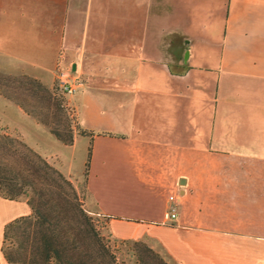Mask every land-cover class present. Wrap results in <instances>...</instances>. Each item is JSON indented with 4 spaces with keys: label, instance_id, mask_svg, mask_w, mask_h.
Masks as SVG:
<instances>
[{
    "label": "crops",
    "instance_id": "0c3cea01",
    "mask_svg": "<svg viewBox=\"0 0 264 264\" xmlns=\"http://www.w3.org/2000/svg\"><path fill=\"white\" fill-rule=\"evenodd\" d=\"M0 71L81 82L69 102L94 135L73 145L92 147L87 190L114 240L264 264V0H0ZM31 214L0 197V264L6 225Z\"/></svg>",
    "mask_w": 264,
    "mask_h": 264
},
{
    "label": "trees",
    "instance_id": "16d2710c",
    "mask_svg": "<svg viewBox=\"0 0 264 264\" xmlns=\"http://www.w3.org/2000/svg\"><path fill=\"white\" fill-rule=\"evenodd\" d=\"M0 95L19 106L62 144L93 133L74 123L66 99L29 75L0 72ZM92 147L81 191L21 138L0 129V197L26 199L32 214L6 225L2 252L8 264H124L85 205ZM138 264H169L143 242H134Z\"/></svg>",
    "mask_w": 264,
    "mask_h": 264
},
{
    "label": "rangeland",
    "instance_id": "374dc122",
    "mask_svg": "<svg viewBox=\"0 0 264 264\" xmlns=\"http://www.w3.org/2000/svg\"><path fill=\"white\" fill-rule=\"evenodd\" d=\"M2 74L12 77H19L21 74L6 73L0 71ZM58 92L66 99L68 107L71 111V118H73L74 123L77 121V112L70 105L69 97L61 91L59 87V82L56 78L55 84L53 86ZM1 98L13 103L17 107L19 106V99L9 100L0 95ZM0 98V129H4L6 132L14 137L21 138L29 147L34 149L37 153L55 164L56 168L62 170L65 173L72 171L73 176H81L85 170V164L87 161L86 149L81 146V143L77 145L66 146L60 143L45 127H39L38 123L34 118L24 119V117H19L15 112L6 111L4 107L5 101ZM19 100V101H18ZM22 109V108H21ZM23 110V109H22ZM26 114V113H25ZM27 115V114H26ZM30 117V116H29ZM37 123V124H36ZM82 142V141H80ZM84 179L81 180L75 186L81 191L84 190ZM86 208L90 211L91 215L95 218L98 226L100 227L104 236H106L110 241L112 247L116 250L120 262L124 264H138L137 257L135 256V246L134 242H119L114 240L108 228V220L105 218L97 209L95 203L91 199L89 194L85 196ZM21 211V210H20ZM16 213H21V212ZM169 264H171L167 259H165Z\"/></svg>",
    "mask_w": 264,
    "mask_h": 264
},
{
    "label": "built area",
    "instance_id": "2783aa9c",
    "mask_svg": "<svg viewBox=\"0 0 264 264\" xmlns=\"http://www.w3.org/2000/svg\"><path fill=\"white\" fill-rule=\"evenodd\" d=\"M57 80L61 91L67 96L75 95L81 86V82L78 79L73 78L67 73H59ZM170 202L175 205L167 211L166 217L168 220L176 219L178 217L177 200L175 196L170 197Z\"/></svg>",
    "mask_w": 264,
    "mask_h": 264
}]
</instances>
